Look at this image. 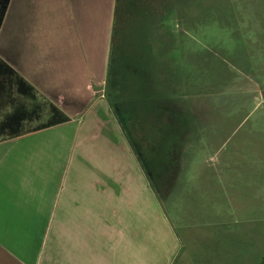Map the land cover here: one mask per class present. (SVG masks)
Instances as JSON below:
<instances>
[{
	"label": "rangeland",
	"instance_id": "1",
	"mask_svg": "<svg viewBox=\"0 0 264 264\" xmlns=\"http://www.w3.org/2000/svg\"><path fill=\"white\" fill-rule=\"evenodd\" d=\"M115 5L140 167L134 179L127 155L85 123L73 159L101 180L104 231L79 233L103 244L81 264H264V0ZM121 211L132 224L116 242Z\"/></svg>",
	"mask_w": 264,
	"mask_h": 264
},
{
	"label": "crops",
	"instance_id": "2",
	"mask_svg": "<svg viewBox=\"0 0 264 264\" xmlns=\"http://www.w3.org/2000/svg\"><path fill=\"white\" fill-rule=\"evenodd\" d=\"M114 7L115 0L6 4L0 59L69 121L0 140V264H81L88 248L103 256L102 241L95 248L79 238L88 232L102 239L104 227L102 216L98 218L101 180L97 186L93 174L84 175L79 160L73 159L76 142L89 121L90 135L101 147L108 153L120 148L127 155L136 179L140 164L130 137L144 130L143 124L129 122L128 107L137 92L121 74L127 60L124 35H114L112 27ZM152 52L159 61L160 55ZM131 203L134 209L135 199ZM128 212H120L119 225L112 229L116 235L112 231L108 239H128Z\"/></svg>",
	"mask_w": 264,
	"mask_h": 264
},
{
	"label": "trees",
	"instance_id": "3",
	"mask_svg": "<svg viewBox=\"0 0 264 264\" xmlns=\"http://www.w3.org/2000/svg\"><path fill=\"white\" fill-rule=\"evenodd\" d=\"M67 121V115L0 59V140Z\"/></svg>",
	"mask_w": 264,
	"mask_h": 264
},
{
	"label": "water",
	"instance_id": "4",
	"mask_svg": "<svg viewBox=\"0 0 264 264\" xmlns=\"http://www.w3.org/2000/svg\"><path fill=\"white\" fill-rule=\"evenodd\" d=\"M8 0H3V4H2V9L4 10L5 9V6L7 4ZM1 18H2V13L0 15V21H1Z\"/></svg>",
	"mask_w": 264,
	"mask_h": 264
},
{
	"label": "flooded vegetation",
	"instance_id": "5",
	"mask_svg": "<svg viewBox=\"0 0 264 264\" xmlns=\"http://www.w3.org/2000/svg\"><path fill=\"white\" fill-rule=\"evenodd\" d=\"M2 4H3V0H0V11H1ZM5 8H6V6H5ZM4 11H5V9L3 10L2 15L4 14ZM142 136H145V135H142Z\"/></svg>",
	"mask_w": 264,
	"mask_h": 264
}]
</instances>
